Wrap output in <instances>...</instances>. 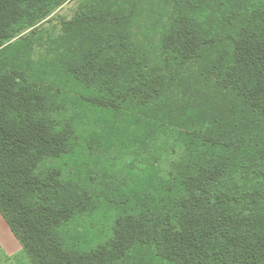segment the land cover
Instances as JSON below:
<instances>
[{"label": "trees", "instance_id": "trees-1", "mask_svg": "<svg viewBox=\"0 0 264 264\" xmlns=\"http://www.w3.org/2000/svg\"><path fill=\"white\" fill-rule=\"evenodd\" d=\"M66 1L0 0V213L31 264H264V0H81L48 33Z\"/></svg>", "mask_w": 264, "mask_h": 264}, {"label": "rangeland", "instance_id": "rangeland-1", "mask_svg": "<svg viewBox=\"0 0 264 264\" xmlns=\"http://www.w3.org/2000/svg\"><path fill=\"white\" fill-rule=\"evenodd\" d=\"M81 0H67L65 3H63L58 9L53 11L46 19L44 23V28L46 29L45 31H48L50 34H58L61 29V22L63 19H68L71 18L75 11L77 10L79 3ZM70 108H73V104L69 103ZM142 152V151H140ZM152 152V150H151ZM177 154L173 153L171 156L166 158L164 162L161 165V169L163 171L166 170V168L169 167V165L177 160ZM179 156V155H178ZM129 160V159H128ZM5 222V219H3ZM86 223H88L89 229H91V233H98L93 235L94 239L93 242L91 243L92 245L101 243L106 239L108 235V229L109 225L108 222L106 221V218L103 215H96L95 216H89L86 218ZM109 223L111 224V221L109 220ZM6 225V223H5ZM8 228L9 226L6 225ZM91 227V228H90ZM80 228V227H79ZM75 231L76 229L73 228ZM17 238V237H16ZM18 240V238H17ZM19 244L20 241L18 240ZM0 249L3 251H0V264H31L28 256L25 254L23 251V248L19 249L18 252H16L14 255H9L6 253L5 249L0 245ZM4 253H6L8 256H14L13 259L8 260L5 256Z\"/></svg>", "mask_w": 264, "mask_h": 264}, {"label": "crops", "instance_id": "crops-1", "mask_svg": "<svg viewBox=\"0 0 264 264\" xmlns=\"http://www.w3.org/2000/svg\"><path fill=\"white\" fill-rule=\"evenodd\" d=\"M3 216L0 213V245L5 249L6 253L9 255H14L16 252H18L19 249L22 248V245L19 244L16 236L6 225V221L4 222ZM6 223V225H5Z\"/></svg>", "mask_w": 264, "mask_h": 264}]
</instances>
